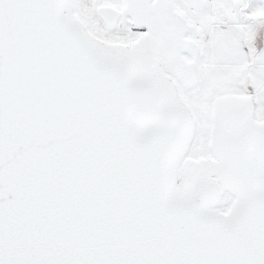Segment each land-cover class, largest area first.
Returning a JSON list of instances; mask_svg holds the SVG:
<instances>
[{
  "label": "snow or ice",
  "instance_id": "obj_1",
  "mask_svg": "<svg viewBox=\"0 0 264 264\" xmlns=\"http://www.w3.org/2000/svg\"><path fill=\"white\" fill-rule=\"evenodd\" d=\"M0 264H264V0H0Z\"/></svg>",
  "mask_w": 264,
  "mask_h": 264
}]
</instances>
